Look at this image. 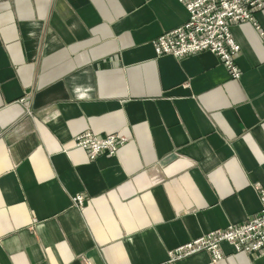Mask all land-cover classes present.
<instances>
[{
	"label": "crops",
	"instance_id": "crops-1",
	"mask_svg": "<svg viewBox=\"0 0 264 264\" xmlns=\"http://www.w3.org/2000/svg\"><path fill=\"white\" fill-rule=\"evenodd\" d=\"M187 18L178 0H0V264H160L259 212L264 10L230 27L238 80L208 52L155 55ZM85 131L124 144L90 161Z\"/></svg>",
	"mask_w": 264,
	"mask_h": 264
},
{
	"label": "built area",
	"instance_id": "built-area-1",
	"mask_svg": "<svg viewBox=\"0 0 264 264\" xmlns=\"http://www.w3.org/2000/svg\"><path fill=\"white\" fill-rule=\"evenodd\" d=\"M185 8L188 18L180 27L170 30L151 45L157 57L171 56L176 59L208 52L215 56L230 79L238 80L240 71L235 64L238 47L230 35V27L239 23L256 26L254 14L264 10V0H178ZM257 28V26H256ZM72 144L82 150L88 160L99 156L113 157L124 144L117 135L98 137L85 131L74 137ZM259 212L238 225L207 233L167 253L160 264H176L178 261L200 252L210 255L211 264L222 259L220 245H230L236 253L254 257L264 256V189H257ZM73 205L81 207L84 198L76 195Z\"/></svg>",
	"mask_w": 264,
	"mask_h": 264
},
{
	"label": "rangeland",
	"instance_id": "rangeland-1",
	"mask_svg": "<svg viewBox=\"0 0 264 264\" xmlns=\"http://www.w3.org/2000/svg\"><path fill=\"white\" fill-rule=\"evenodd\" d=\"M82 196V195H81ZM84 198V197H83ZM73 204V203H72ZM74 206V205H73ZM83 206H84V202H83V205L81 206V207H79V208H77V209H82L83 208ZM75 207V206H74Z\"/></svg>",
	"mask_w": 264,
	"mask_h": 264
}]
</instances>
